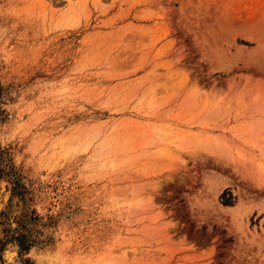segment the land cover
I'll use <instances>...</instances> for the list:
<instances>
[{"label": "rangeland", "instance_id": "1", "mask_svg": "<svg viewBox=\"0 0 264 264\" xmlns=\"http://www.w3.org/2000/svg\"><path fill=\"white\" fill-rule=\"evenodd\" d=\"M0 264H264V0H0Z\"/></svg>", "mask_w": 264, "mask_h": 264}, {"label": "bare ground", "instance_id": "2", "mask_svg": "<svg viewBox=\"0 0 264 264\" xmlns=\"http://www.w3.org/2000/svg\"><path fill=\"white\" fill-rule=\"evenodd\" d=\"M243 80V79H242ZM246 81H248L247 79H246ZM247 83L248 82H246V84L245 85H247ZM248 85H250V83H248ZM214 141V140H213ZM219 141V140H218ZM218 141H214L213 143L212 142H206V141H204V142H202V143H200L201 145H200V147L201 148H204V149H208V150H210V151H213L214 153H215V150H217L218 151V153L219 152H221L220 154H222L223 155V153H227L228 154V156L230 155L231 156V160H233L234 161V159H235V156H236V154H233V153H231V149L230 148H228L229 149V152H228V150H226L225 152H222V149H221V147H220V143L218 142ZM224 146H226V147H228L227 145H224ZM226 149V148H225ZM207 150V151H208ZM209 152V151H208ZM217 153V154H218ZM237 153V155L240 153V152H236ZM238 159V158H237ZM240 160V159H239ZM236 163H237V161H236ZM238 163H241V162H238ZM263 167V165H259V169H260V172H261V168ZM14 252V251H13ZM13 255V254H12ZM11 256V255H10Z\"/></svg>", "mask_w": 264, "mask_h": 264}, {"label": "trees", "instance_id": "3", "mask_svg": "<svg viewBox=\"0 0 264 264\" xmlns=\"http://www.w3.org/2000/svg\"><path fill=\"white\" fill-rule=\"evenodd\" d=\"M16 241L18 242L19 247V253L23 254L24 252H27L29 250L30 245L26 242V239L24 236L19 235L16 238Z\"/></svg>", "mask_w": 264, "mask_h": 264}]
</instances>
